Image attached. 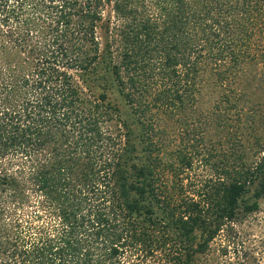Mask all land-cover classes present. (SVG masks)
I'll return each mask as SVG.
<instances>
[{"label":"trees","instance_id":"trees-1","mask_svg":"<svg viewBox=\"0 0 264 264\" xmlns=\"http://www.w3.org/2000/svg\"><path fill=\"white\" fill-rule=\"evenodd\" d=\"M258 65L264 0H0V264H198L264 198ZM245 106L195 179L181 132Z\"/></svg>","mask_w":264,"mask_h":264},{"label":"rangeland","instance_id":"rangeland-1","mask_svg":"<svg viewBox=\"0 0 264 264\" xmlns=\"http://www.w3.org/2000/svg\"><path fill=\"white\" fill-rule=\"evenodd\" d=\"M262 67V65L257 66L258 75L256 79L258 80L260 76L264 75ZM249 90L253 97L259 100L263 99L264 87L262 89L261 86H258L253 89L249 88L248 91ZM249 93L250 92H248V94ZM108 94L109 98L127 114V108L116 89L111 87ZM215 96H218V94ZM201 99L203 105L208 107H212L215 102L220 100L218 98H211L209 92L205 89L202 92ZM248 115L249 112L245 106L244 114L237 120V123L224 132L221 129L214 128L205 131L204 129L200 130L198 128L194 130L193 126L186 127V130L181 132L183 133L181 135H184L186 140L190 142L188 146L190 150L188 151H192L193 153L194 168L192 173L195 179L202 180L216 175L215 166L218 162L220 163L219 159H223V155L227 154L229 147L233 144L232 141H234L235 135H240L242 131L246 130L244 127H247L249 124V122H247L249 118ZM261 123L264 129V118ZM202 133H204V139L202 138ZM179 135L180 132H177V130L172 132L171 141L174 143L172 145L178 142ZM258 156L259 154L250 157L252 163L257 161ZM253 191L254 190H251L245 196L249 204L255 201ZM256 200L258 208L252 212L242 214L238 220L233 223L232 231L227 232L225 228L224 231H222V235L218 236L217 239L210 244V248L206 254L201 255L198 264H264V198L261 197ZM228 233L232 236L230 242H227L225 239ZM225 246L227 247V252H224Z\"/></svg>","mask_w":264,"mask_h":264}]
</instances>
